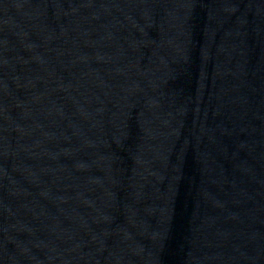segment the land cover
Listing matches in <instances>:
<instances>
[{
    "label": "water",
    "instance_id": "1",
    "mask_svg": "<svg viewBox=\"0 0 264 264\" xmlns=\"http://www.w3.org/2000/svg\"><path fill=\"white\" fill-rule=\"evenodd\" d=\"M0 264H264V0H0Z\"/></svg>",
    "mask_w": 264,
    "mask_h": 264
}]
</instances>
